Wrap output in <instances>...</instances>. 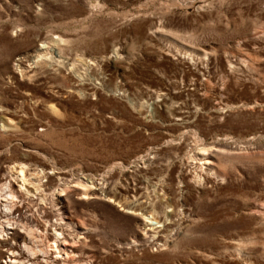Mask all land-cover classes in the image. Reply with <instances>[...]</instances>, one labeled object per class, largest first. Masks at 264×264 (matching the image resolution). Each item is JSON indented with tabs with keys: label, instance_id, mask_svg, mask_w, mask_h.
Here are the masks:
<instances>
[{
	"label": "rangeland",
	"instance_id": "obj_1",
	"mask_svg": "<svg viewBox=\"0 0 264 264\" xmlns=\"http://www.w3.org/2000/svg\"><path fill=\"white\" fill-rule=\"evenodd\" d=\"M17 162L174 208L157 242L105 193L48 195L88 264H264V0H0V181Z\"/></svg>",
	"mask_w": 264,
	"mask_h": 264
},
{
	"label": "bare ground",
	"instance_id": "obj_2",
	"mask_svg": "<svg viewBox=\"0 0 264 264\" xmlns=\"http://www.w3.org/2000/svg\"><path fill=\"white\" fill-rule=\"evenodd\" d=\"M44 47L45 45H42V48ZM48 55L49 53L46 51L37 53L34 63L37 64L43 57H47ZM58 62H61V60L59 59ZM209 148L205 146L198 148L199 150L191 157L192 165L199 170L198 172H194L193 175L197 180L206 179V177H202L199 174L200 171L204 173L205 170L208 176L210 173L214 175V178L219 176L211 166L213 160L209 154ZM10 168V173L0 181V245H4L8 253L7 259L3 260L4 263H0L88 264L90 260L82 258V253L75 250V247L79 245L80 239L85 238L83 234L86 232L80 231L81 229L85 230V228H81L80 223L73 222L68 215H63L65 212L56 208V204L49 206L46 203V198L48 195L61 198L67 195L68 191H74L79 194L81 199H92L99 197V193H112L111 191L114 189V186L110 187L111 182H106L104 179L97 181L84 175L71 177L72 179L69 180V183L66 184L63 183L64 181H61L62 183H60L64 185L58 183L56 187H53L43 182L42 178L61 173L58 170L56 171L55 168L44 169L35 167L33 168L34 171H32V168L30 169L29 165L24 162L14 163ZM184 175L186 179L192 178V174H189V172H185ZM58 179L66 180L67 178L58 176ZM124 188L132 190L133 195L125 194L124 198L120 196L119 199L115 193H113L114 196H108L105 193V197L109 202L118 204L127 213L142 218L145 233H148L152 238L157 237V242H161L159 233L168 229L169 223L167 221L171 216L169 212L173 211L174 208L171 210L166 209L171 206L167 200L158 199L152 202L151 200L149 202L146 199L142 200L143 197L139 196L142 194L137 193V187L131 186L129 182H127ZM32 190L36 193L40 192V196L43 197L41 198L43 201L39 200L40 202H38L37 199V202H35L37 203V211L46 212L49 209V212L46 213L48 218L45 220L41 218L38 220L33 215H30V220H28L30 213H27L29 207H27L26 203L27 200H32L33 195L35 196ZM131 196L134 199L130 200ZM172 198L177 204L175 194ZM158 201L159 203H157ZM15 225L16 227L23 228L27 234H19L17 231L10 232ZM10 233L14 234V237H10L13 239L12 241L9 240ZM134 242L138 241L134 240ZM161 244L163 245V243Z\"/></svg>",
	"mask_w": 264,
	"mask_h": 264
}]
</instances>
